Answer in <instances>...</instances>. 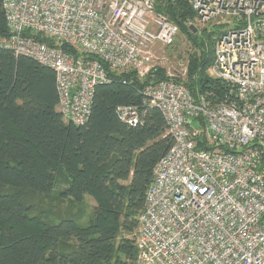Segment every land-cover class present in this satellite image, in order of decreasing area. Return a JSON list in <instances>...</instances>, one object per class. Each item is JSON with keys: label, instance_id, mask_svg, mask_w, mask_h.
Listing matches in <instances>:
<instances>
[{"label": "built area", "instance_id": "built-area-1", "mask_svg": "<svg viewBox=\"0 0 264 264\" xmlns=\"http://www.w3.org/2000/svg\"><path fill=\"white\" fill-rule=\"evenodd\" d=\"M186 1L196 19L223 26L208 71L228 95L212 102L172 77L143 90V105L160 110L173 144L146 191L135 264H264V0ZM1 3L9 36L0 47L54 72L58 111L75 125L86 122L108 71L143 77L150 46L172 45L179 34L155 0ZM140 112L116 108L127 125Z\"/></svg>", "mask_w": 264, "mask_h": 264}, {"label": "trees", "instance_id": "trees-1", "mask_svg": "<svg viewBox=\"0 0 264 264\" xmlns=\"http://www.w3.org/2000/svg\"><path fill=\"white\" fill-rule=\"evenodd\" d=\"M155 10L194 41L195 14L186 0H155ZM204 34L209 45L198 44L186 79H173L194 96L206 92L212 102L224 100L228 86L207 73L214 32ZM7 36L0 0V37ZM60 47L74 52L65 43ZM108 77L95 87L86 122L75 125L58 111L54 72L0 47V264H135L146 191L156 163L173 144L163 114L143 105L142 92L170 77L160 67L143 77L135 69L108 71ZM124 104L140 108L136 125L117 117ZM63 173L60 198L94 200L87 223L66 214L47 221L21 197L24 191L49 194Z\"/></svg>", "mask_w": 264, "mask_h": 264}, {"label": "rangeland", "instance_id": "rangeland-1", "mask_svg": "<svg viewBox=\"0 0 264 264\" xmlns=\"http://www.w3.org/2000/svg\"><path fill=\"white\" fill-rule=\"evenodd\" d=\"M190 27L195 29V31L193 30V34L195 35L194 41L179 32L172 45L164 46L159 43L151 45L149 50L152 54V59L148 62L147 66L149 68H163L167 76L177 78L180 81L185 80L189 59L198 51V44L204 41L206 44L204 46L208 47L209 45V40L206 38L207 36L204 32H217L223 28L222 25H215L212 21L203 23L195 17ZM207 73L209 75L208 70ZM65 186L66 175L63 173L58 175L55 188L49 194L42 195L31 191H24L21 192V197L27 203H33L37 210L36 212H40L47 221H56L60 216L66 214L74 216L81 223H87L95 204L94 200L86 197L82 203H76L70 198H60V192Z\"/></svg>", "mask_w": 264, "mask_h": 264}, {"label": "water", "instance_id": "water-1", "mask_svg": "<svg viewBox=\"0 0 264 264\" xmlns=\"http://www.w3.org/2000/svg\"><path fill=\"white\" fill-rule=\"evenodd\" d=\"M195 31V29H193Z\"/></svg>", "mask_w": 264, "mask_h": 264}]
</instances>
